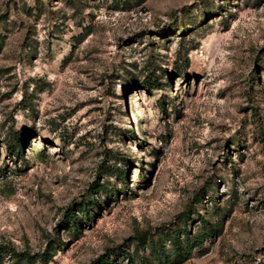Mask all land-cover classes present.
<instances>
[{
	"label": "rangeland",
	"instance_id": "1",
	"mask_svg": "<svg viewBox=\"0 0 264 264\" xmlns=\"http://www.w3.org/2000/svg\"><path fill=\"white\" fill-rule=\"evenodd\" d=\"M204 220L171 264H264V0H0V242L155 264Z\"/></svg>",
	"mask_w": 264,
	"mask_h": 264
},
{
	"label": "trees",
	"instance_id": "2",
	"mask_svg": "<svg viewBox=\"0 0 264 264\" xmlns=\"http://www.w3.org/2000/svg\"><path fill=\"white\" fill-rule=\"evenodd\" d=\"M153 81L154 85L159 87L160 83L157 82V79H153ZM30 134L31 131L29 129H14L10 127L3 136L6 151L9 154L20 155L24 150V145ZM93 183H95L93 187H95L96 191H98L99 186H101L103 189H107V187L103 184L98 182ZM77 208L78 210H83L82 204H79ZM75 209L76 208L67 210L65 215L68 220H74L76 223L78 215L75 213ZM186 217L187 213H183L181 219L185 221ZM203 228L204 231L201 234H190L187 230L180 231L176 229L167 231L165 236H167V238L170 240L173 250L171 254H167L164 249H161L162 251L158 250V252L162 253L163 256L160 254L157 255L158 261L155 264H171L172 262L184 260L185 258L189 257L194 247L200 246L203 243L205 237L214 236L221 230L216 224H212L205 220ZM146 236H148L147 231L139 232L135 236L136 246H145L148 242L150 246L154 248L156 245L154 243L155 241L152 239L146 240ZM159 240L160 239L158 238L157 241ZM59 241L61 240L58 239V242ZM56 244L57 240L49 236L43 251L30 253L26 250L17 249L9 242H0V264H3L5 257L13 259L17 264H34L36 260H39L41 263L45 264L52 258V254L56 249ZM119 255L128 256L131 258V262H133V264H149L147 262H142L141 260H135V258L130 253L121 248L120 244L107 247L106 253L99 255L96 258V261L100 264H110L111 260H116L117 256Z\"/></svg>",
	"mask_w": 264,
	"mask_h": 264
}]
</instances>
